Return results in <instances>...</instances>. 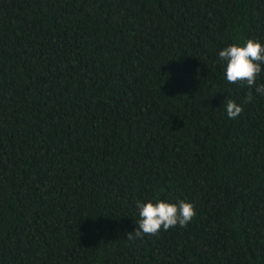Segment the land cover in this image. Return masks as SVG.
<instances>
[{
  "label": "trees",
  "instance_id": "16d2710c",
  "mask_svg": "<svg viewBox=\"0 0 264 264\" xmlns=\"http://www.w3.org/2000/svg\"><path fill=\"white\" fill-rule=\"evenodd\" d=\"M248 39L264 0H0V264H264V95L218 55ZM159 200L196 215L127 239Z\"/></svg>",
  "mask_w": 264,
  "mask_h": 264
},
{
  "label": "clouds",
  "instance_id": "9594fccd",
  "mask_svg": "<svg viewBox=\"0 0 264 264\" xmlns=\"http://www.w3.org/2000/svg\"><path fill=\"white\" fill-rule=\"evenodd\" d=\"M220 61L225 62V77L228 83L239 84L249 89L254 88L256 93L264 95V84L257 85L264 64V45L259 41L248 39L243 46L232 44L218 53ZM252 93L249 92L246 102L251 103ZM226 113L229 118H236L243 108L234 101L226 104ZM139 221L133 233L127 234V239L142 238L144 235H157L161 229L164 231L179 226L187 227L196 215L194 206L190 202L180 200L177 203L159 200L156 203L136 202Z\"/></svg>",
  "mask_w": 264,
  "mask_h": 264
}]
</instances>
